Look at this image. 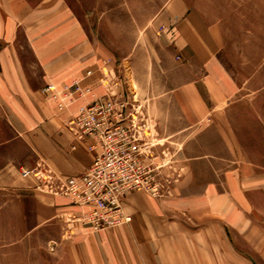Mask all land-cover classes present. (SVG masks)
I'll return each instance as SVG.
<instances>
[{
  "label": "crops",
  "instance_id": "crops-1",
  "mask_svg": "<svg viewBox=\"0 0 264 264\" xmlns=\"http://www.w3.org/2000/svg\"><path fill=\"white\" fill-rule=\"evenodd\" d=\"M76 1L0 0V128L9 134L0 139V264H34L36 250L37 264H264V170L247 162L227 168L225 148L223 155L194 152L205 143L206 132H195L202 117L226 101L236 78L215 27L182 0L154 13L150 54L165 59H153V74L134 70L126 81L152 101L145 106L157 145L182 146L183 177L161 197L125 194L131 222L92 231L68 221L86 208L21 175L41 163L63 177L82 174L94 152L65 122L105 94L104 75L120 77L125 60L116 59L113 39L97 35L114 25L93 24ZM74 82L88 91L72 94ZM64 86L70 94H62Z\"/></svg>",
  "mask_w": 264,
  "mask_h": 264
},
{
  "label": "rangeland",
  "instance_id": "rangeland-1",
  "mask_svg": "<svg viewBox=\"0 0 264 264\" xmlns=\"http://www.w3.org/2000/svg\"><path fill=\"white\" fill-rule=\"evenodd\" d=\"M182 1L203 14L215 27L223 60L236 78L235 90L226 101L218 102L219 109L202 117V124L208 128L203 126L195 132H206L205 143L197 146L194 152L205 150L223 155L225 148L227 168L247 162L264 170V0ZM74 3L83 10L89 9L93 24L99 20L114 25V32L100 29L97 35L102 41L113 39L116 59L125 60L119 70V90H132L134 82L126 80L133 76L134 70L140 75L153 74L151 69L156 57L165 59L162 52L152 58L150 49L155 43L156 32L150 30L154 13L170 0H79ZM152 84L159 86L154 80ZM138 98L143 103L148 97ZM151 103L148 98L143 104ZM8 137L7 130L0 128V139ZM157 144L158 141L154 148ZM158 147L160 158L153 162L159 166L158 177L164 190L185 174L182 146L163 142ZM1 151H5L3 146ZM37 252L34 257L29 256L34 264L41 261Z\"/></svg>",
  "mask_w": 264,
  "mask_h": 264
},
{
  "label": "built area",
  "instance_id": "built-area-1",
  "mask_svg": "<svg viewBox=\"0 0 264 264\" xmlns=\"http://www.w3.org/2000/svg\"><path fill=\"white\" fill-rule=\"evenodd\" d=\"M104 79L105 94L81 106L65 122L73 138L94 152L90 166L79 176L68 178L42 163L33 169L20 170L23 177H31L47 192L86 208L78 216H69L68 221L92 231L131 222V216L123 209L125 194L140 191L157 198L163 191L159 166L153 162L155 125L145 102H141L133 87L128 91L118 90L116 76L108 74ZM73 86L72 94L83 96L88 91L76 82ZM70 89L64 86L62 94H70ZM43 90L54 100L59 98L60 94L52 93L50 86ZM58 106L63 109L61 103Z\"/></svg>",
  "mask_w": 264,
  "mask_h": 264
}]
</instances>
